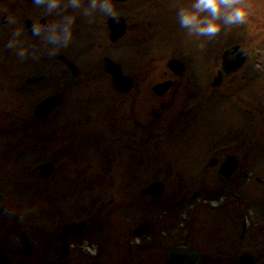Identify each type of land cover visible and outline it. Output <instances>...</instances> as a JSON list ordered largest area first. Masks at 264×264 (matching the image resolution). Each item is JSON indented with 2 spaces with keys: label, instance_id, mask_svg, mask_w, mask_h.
<instances>
[{
  "label": "flooded vegetation",
  "instance_id": "af4514ba",
  "mask_svg": "<svg viewBox=\"0 0 264 264\" xmlns=\"http://www.w3.org/2000/svg\"><path fill=\"white\" fill-rule=\"evenodd\" d=\"M187 2L119 0L120 16L116 20L96 17L89 23L87 19L77 18L74 39L67 47L53 50L39 38L29 37L35 51L30 49L24 59L4 47L8 32L0 28V77L4 78L0 82V196L4 205L0 215V233L12 230L16 235L19 231L16 221L7 215L9 208L19 206L9 203L8 191H14L13 194L21 198V203H26H20L21 206L27 207L28 202L31 206L35 193L30 182L37 181L43 185L40 190L43 206H46L54 186L62 197L59 199L61 208L68 217L63 220L62 214L59 216V237L65 226L85 223L79 235L65 238L67 255L59 256L60 264L69 263L76 246L90 258L103 255L87 242V247L82 242L71 243L77 242L85 231L88 218L85 221L80 219L81 210L77 206H81L80 193H66L65 186L63 189L59 182L66 176H79L77 172H70L75 170L71 166L79 161L90 175L105 169L110 175L113 168L125 171L133 168L128 180L135 181L137 187L128 198L137 199L133 204L141 206L144 203L147 211L157 207L160 200L161 206H170V213H178V217H171L164 230H159L161 237L171 239L172 247L168 250L184 248L197 252L185 242L194 238L195 245L199 247L193 225L209 222L203 208L224 212L233 207L223 194L209 195L204 186L209 181L208 175L215 171L225 183V188L232 179L241 175L242 184H246L254 162L251 149L258 142V132L257 136L254 132L255 137L251 133L244 139L242 130L226 140L220 116L209 119L215 111L222 112V115L227 112L222 103L224 94L235 98L236 105L240 107L243 99H238L237 86L241 87L245 78L252 77L255 81L258 77L248 73L238 75L249 62V53L244 50L241 53L245 59L238 71L228 74L223 70L225 51L229 52L230 61L236 59L237 54L233 53L232 47L221 52L218 68L206 71L205 38L199 39L201 44L194 51L188 41L185 46L168 42L164 47L168 49L161 50L167 36L180 35L181 41H186L188 35L179 27L176 10ZM12 5L20 11L22 21L30 29L31 21L27 16L36 17L38 12L26 0H14ZM162 30L165 34L161 33ZM27 35L32 34L29 31ZM213 96H220V100L209 102ZM68 101L71 104L66 106ZM67 113L69 119L62 120ZM249 123L253 125L254 121ZM227 160L233 163V173L229 177L220 174ZM41 169L50 170L47 177L41 174ZM180 170L185 171L184 177L179 174ZM206 170V175L198 174ZM242 170L246 172L240 174ZM161 177H170L171 181L179 184L187 183L181 185L184 188L180 197L165 196L166 182L160 180ZM195 183L202 187L184 194L185 189ZM157 184L163 186V192L155 197L154 192L147 190ZM36 195L40 196V193ZM14 197L13 201L17 202ZM106 197L100 195V201L98 197L92 201L94 205L101 203L99 212L112 216L118 207ZM104 203H108L106 208ZM145 215H138L127 243L137 247L138 253L146 249L160 253L159 241L156 245L151 243L152 238L148 234H157L156 225L161 216L150 221ZM239 225L241 232L237 238L240 245L247 240L248 233L254 238L264 227L259 225L250 210L241 216ZM136 231L143 233L134 235ZM223 238L222 232L219 239H202L208 247L217 249ZM143 240L149 242L148 246L143 245ZM32 253L31 250L30 256ZM106 255L110 257L111 264H125L119 251ZM243 255L253 260L252 264H257L264 254L258 257L246 252L237 253L234 262L240 264ZM158 256L151 262L165 263ZM199 257L198 264H214L208 258H201L200 254ZM220 262L215 260L216 264Z\"/></svg>",
  "mask_w": 264,
  "mask_h": 264
},
{
  "label": "rangeland",
  "instance_id": "374dc122",
  "mask_svg": "<svg viewBox=\"0 0 264 264\" xmlns=\"http://www.w3.org/2000/svg\"><path fill=\"white\" fill-rule=\"evenodd\" d=\"M13 1L14 0H8L10 3ZM244 3L252 5L247 24L240 28H234L228 33L222 32L217 37L207 40V45L204 46L208 56V61L205 64L206 71L211 72L213 68L215 70L219 67L220 63L218 60L223 50L233 46H240L242 50L249 53V62L246 66L244 65L238 75L240 76L244 75V73H248L258 77V80L255 81L252 77L248 79L245 78V81H241V87L237 86L238 89L236 92L238 93V99H243V102H240V107L236 105L235 98L224 94L223 98H225V100H222V103L226 106L227 112L222 115V112L215 111L212 114V118L209 119H217L220 116V120L224 126L223 129L226 140H230L237 136L241 130L244 139L248 138L247 134L252 133L255 137V133L257 136L258 132L257 145L251 149L254 158L252 168L250 169L251 176L248 181H245L247 182L246 184H242L241 175L240 177L237 176L232 179L230 181L231 184L225 188V183L217 177L215 171H212L208 175V183L204 185L209 195L218 196L223 194L226 196L229 203H233V207L224 212H213L210 209L203 208L206 211L205 215L209 218V222L207 224L202 223L200 226L193 225V230L196 232L194 235L198 238L197 243L199 247L195 245L194 238H190L185 242L189 248L195 249L201 255V258L205 260L208 258L212 260L214 264H216L215 260L221 261L218 264H236L234 262V257H237V253L246 252L258 257L264 254V227L254 238L248 236V233L246 235L247 240H245L242 245H240V241L237 238L241 232V227L239 225L240 218L247 214L248 210L255 214V218L259 222V225L264 226V0H244ZM35 10L38 14L43 11L40 9ZM161 33L165 34V31L162 30ZM170 38L171 36L166 37L164 46L161 50L168 49L164 48L168 42L170 45L185 46L188 41L193 51L196 49L197 45L201 44L200 38L195 37L186 36V41L184 42L181 41L182 36L180 35H175L173 38ZM191 48L188 47V49ZM115 58L121 60L118 57ZM249 63L252 66H250ZM238 69L230 73H234L238 71ZM3 79L4 78L0 77V82ZM219 98L220 96L218 98L213 96L209 102L216 103L220 100ZM70 104L71 101H68L66 106ZM61 119H69L68 113L62 116ZM250 121H254V123H252L253 125L249 123ZM65 127L68 126L65 125ZM245 157L246 156L243 155V159H245ZM71 167L75 170H70V172H77L79 175L77 177L78 179L70 175L66 176L65 179H62L59 183L63 184V189L65 186V191L68 194L74 192L80 193L81 206L80 204L77 205L79 210H81L80 219L85 221L88 218L85 231L79 236L77 242L71 243L76 245L82 242L85 245L87 242L89 246L96 247V250L99 249L103 255L96 259L90 258L88 253L76 246L67 264H111L109 262L110 257L106 254H113L118 251L122 254V257H124L125 264H151L153 263L151 262L152 260L159 257L158 255H160L161 261H163L165 253L170 251L168 249L172 246L169 241L171 239L161 237L159 230H164L165 223L169 222L171 217L177 218L178 213H170V206H161V200L158 201L157 207L149 211H147L148 208L144 203H142L141 206L139 203L133 204V201L137 199L133 197L128 198L137 187L135 181L128 180L134 172L133 168H129L126 171L122 168H113L110 175L106 174L105 170L107 169H105L104 171H98L96 174L90 175L86 167L84 168L79 161ZM245 172L246 171L242 170L240 174H244ZM184 173V170L179 171L182 177H184ZM194 173H196V171H194ZM203 173L206 175L208 170L202 173L198 172L199 175L204 176ZM159 179L166 182L165 196H171L173 199L180 197L179 194L182 193L181 190L184 188L181 185L187 184L186 182H183L184 184L173 182L170 177H161ZM30 183H32V189L35 193L31 206L29 202L27 203V207L21 206L26 205V203H23V201L21 203V198L18 195H14V191L9 190L7 193L10 204H19L18 207L9 208L7 211V215L13 217V220L16 221L19 231L15 235L12 230H2L0 233V248L7 253L8 259L14 264H60L59 254L61 242L59 240V234L61 229L59 220L61 217L63 220L66 219L64 217H68L63 211L64 208H61L59 199L62 197L55 191L56 186H54V190L51 191L46 206H43L41 202L43 197L40 191L43 188L42 183L37 181ZM21 184L25 185L27 183L21 182ZM201 187L202 185L200 183H195L186 188L184 194H189L192 190L195 191ZM36 193H40V196L36 195ZM100 195H106V198L108 200H113V205L118 207L111 213L113 214L112 216L99 212L101 203L94 205L92 200L96 197L99 198ZM13 197L17 199V202L13 201ZM98 200L100 201V198ZM103 200L106 199L103 198ZM107 205L108 203H104L103 207L106 208ZM128 206L131 208H128ZM78 208L75 207L76 210ZM164 212H167V214H164ZM141 213L146 214L145 216H147V219H150V221L156 216H161V221L156 225L158 229L157 234L152 232L148 234V237L152 238L151 243L156 245L159 241L158 249H160V253L147 249L141 250L138 253L137 247L128 245L127 243L128 238L131 237L132 227L136 224L138 215ZM190 214H192V212H190ZM59 216L61 217L59 218ZM82 223L85 225L84 222ZM222 232L224 238L219 243L217 249L210 248L203 243L202 238H205L206 241H211L212 238L219 239L221 238ZM22 233H24L29 240L30 249L33 251L32 256L26 257L21 251L20 236ZM199 234H201L202 237ZM148 243L149 242L143 240L144 246H148ZM205 246H207V248H205ZM225 256L226 258L222 259V257ZM160 264L165 263L163 261L160 262ZM257 264H264V255Z\"/></svg>",
  "mask_w": 264,
  "mask_h": 264
},
{
  "label": "clouds",
  "instance_id": "9594fccd",
  "mask_svg": "<svg viewBox=\"0 0 264 264\" xmlns=\"http://www.w3.org/2000/svg\"><path fill=\"white\" fill-rule=\"evenodd\" d=\"M30 3L43 11L36 17L27 16L31 21L29 29L20 11L8 0H0V28L8 32L4 47L21 59L29 55L30 49L35 51L29 37L39 38L58 50L72 43L77 18L92 23L96 17L116 20L120 16L119 0H30ZM251 7L244 0H188L177 7L176 19L189 37L210 40L222 32L245 26ZM29 31L31 36L27 35Z\"/></svg>",
  "mask_w": 264,
  "mask_h": 264
},
{
  "label": "water",
  "instance_id": "95a60500",
  "mask_svg": "<svg viewBox=\"0 0 264 264\" xmlns=\"http://www.w3.org/2000/svg\"><path fill=\"white\" fill-rule=\"evenodd\" d=\"M27 2H30V0H26ZM233 53L237 54L235 61H230L228 59V51H225V53L222 56V68L226 73H230L232 71L237 70L240 68L244 62L245 55L244 53H241L242 48L240 46H234L232 47ZM233 163L230 160H227L226 163L222 166L220 170V174L229 177L233 173ZM49 171V172H48ZM41 174H43L44 177H47L48 173H50V170L41 169ZM153 190V191H152ZM147 192L153 193V195L159 196L163 192V186L160 184L153 185L151 188L147 190ZM2 197L0 196V215L3 212L4 205L2 203ZM84 224L78 223V224H72L65 226L63 228V231L59 237V240L62 242L60 246V258H63L67 255V247L64 244V240L68 236H75L79 235L83 230ZM146 230V229H145ZM144 231V230H143ZM143 232L136 231L134 235H141ZM29 241L26 237V235H21V251L24 256H30L31 251L29 249ZM199 254L195 251H189L184 248H179L176 251H168L165 254L164 260L165 264H198L199 263ZM253 260H251L247 255H243L240 260V264H252ZM0 264H12L9 259L6 257L5 253L0 249Z\"/></svg>",
  "mask_w": 264,
  "mask_h": 264
}]
</instances>
